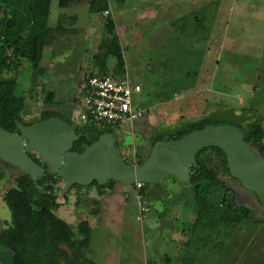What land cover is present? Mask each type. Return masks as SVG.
Wrapping results in <instances>:
<instances>
[{
  "label": "rangeland",
  "instance_id": "obj_1",
  "mask_svg": "<svg viewBox=\"0 0 264 264\" xmlns=\"http://www.w3.org/2000/svg\"><path fill=\"white\" fill-rule=\"evenodd\" d=\"M92 1L61 7L52 0L39 68L24 58L18 75L17 95L30 98L27 120L38 119L48 92L58 112L77 118L84 77L102 72L142 86L134 102L145 115L114 131L119 154L134 165L150 155L156 132L201 117L241 128L257 119L264 123V0ZM113 39L123 68L109 53ZM0 174L1 232L12 219L4 194L20 170L0 159ZM100 186L75 187L68 199H60L57 215L77 236L82 221L92 229L81 251L61 245L69 253L64 264L182 263L197 205L180 181L165 176L147 184L145 193L138 185L116 182L102 194ZM228 186L236 191V202L249 206L261 222L245 219L216 264H264V206L238 182L228 179ZM11 255L0 245V262L11 264ZM207 255L204 250L200 260Z\"/></svg>",
  "mask_w": 264,
  "mask_h": 264
},
{
  "label": "trees",
  "instance_id": "obj_2",
  "mask_svg": "<svg viewBox=\"0 0 264 264\" xmlns=\"http://www.w3.org/2000/svg\"><path fill=\"white\" fill-rule=\"evenodd\" d=\"M92 2V0H59V5L83 6L91 5ZM51 4L52 0L0 1V127L11 132L15 131L18 121L32 125L51 117L68 119L66 115L56 110L54 94L48 92L44 105L38 113V119L29 121L25 118L29 95H17L22 60L24 58L31 60L33 66L38 69L43 58ZM112 29L110 26L111 31ZM109 53L117 55L119 67L123 68V57L116 47V39H113ZM99 67L102 71L104 64L99 63ZM40 71H43V68H40ZM223 124L228 123L201 117L188 122L183 127L156 132L150 140V145L153 148L159 141L181 139L194 130ZM239 128L244 132L245 139L251 147L264 157L262 120H254L246 128ZM112 131L110 128L97 125H83L77 130L83 135L74 143L73 151L83 152L101 135ZM33 156L46 168V173L34 182L29 175L20 171L15 177L14 186L4 194V202L11 210L12 219L8 227L0 232V245L12 252L11 264H64L61 259L68 261L69 253L61 245L81 251L91 241L92 229L88 221L78 224L77 236L72 226L57 215L62 205L60 199L62 197L68 199L72 188L82 186L76 184L62 195L60 184L63 183V179L52 175L48 165L44 164L37 154ZM143 162L144 160L140 159L138 164ZM197 162L199 167L193 168L191 183L185 185L181 182L185 189L192 193V199L197 205L196 222L192 230L193 239L187 242L181 264H205L206 261L208 264H216L221 256V249L226 247L227 240L245 219H252L257 223L261 220L253 216L249 206L236 202V191L228 186V179L238 182L242 188L243 186L238 179L231 176L228 158L222 149L208 147L201 150L197 155ZM171 176L179 181L176 176ZM2 177L3 175L0 174V179ZM114 183L116 182L112 180L103 186L97 182L92 185L100 186L103 194L106 188H113ZM146 186L147 184L142 186L143 193ZM255 197L257 198L256 195ZM257 201L260 203L258 198ZM204 250L208 255L203 262L200 260V255Z\"/></svg>",
  "mask_w": 264,
  "mask_h": 264
},
{
  "label": "water",
  "instance_id": "obj_3",
  "mask_svg": "<svg viewBox=\"0 0 264 264\" xmlns=\"http://www.w3.org/2000/svg\"><path fill=\"white\" fill-rule=\"evenodd\" d=\"M80 137L73 124L59 117L32 125L18 121L14 132L0 127V159L37 182L46 173V168L34 159L33 155L37 154L52 175L63 179L61 194L65 195L76 184L105 185L113 180L132 187L159 184L168 175L189 185L193 168L199 167L198 153L208 147H218L227 155L231 176L246 191L254 193L264 206V157L251 147L238 126L209 125L181 139L159 141L148 158L136 165L121 157L113 133L101 135L81 153L73 151Z\"/></svg>",
  "mask_w": 264,
  "mask_h": 264
},
{
  "label": "built area",
  "instance_id": "obj_4",
  "mask_svg": "<svg viewBox=\"0 0 264 264\" xmlns=\"http://www.w3.org/2000/svg\"><path fill=\"white\" fill-rule=\"evenodd\" d=\"M80 89L82 98L77 105L81 108L77 118L81 126L97 125L117 131L125 122L145 115L144 109L134 102V95L142 91V86L124 75L115 78L90 73L84 77Z\"/></svg>",
  "mask_w": 264,
  "mask_h": 264
},
{
  "label": "flooded vegetation",
  "instance_id": "obj_5",
  "mask_svg": "<svg viewBox=\"0 0 264 264\" xmlns=\"http://www.w3.org/2000/svg\"><path fill=\"white\" fill-rule=\"evenodd\" d=\"M68 119L67 120H65V121H67V122H69V123H71V124H73V126L75 127V129H76V131L78 130V128H79V125H81L80 123H79V120H78V118H74V119H72V117L70 118V117H67ZM78 133V132H77ZM112 133L114 134L115 132H114V130L112 131ZM78 134H80L81 136L83 135L82 133H78ZM123 140V139H122ZM128 142V141H127ZM116 143H117V141H116ZM125 145L127 146V143H126V141H125ZM117 147H118V144H117ZM35 155V154H34ZM37 157H38V155H37ZM39 158V157H38ZM40 160H42L41 158H39ZM126 162H128L126 159H124ZM42 162H43V160H42Z\"/></svg>",
  "mask_w": 264,
  "mask_h": 264
}]
</instances>
